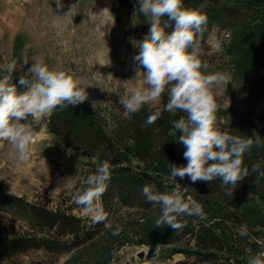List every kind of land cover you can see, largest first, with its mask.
Listing matches in <instances>:
<instances>
[{
	"label": "trees",
	"instance_id": "1",
	"mask_svg": "<svg viewBox=\"0 0 264 264\" xmlns=\"http://www.w3.org/2000/svg\"><path fill=\"white\" fill-rule=\"evenodd\" d=\"M118 1L133 12L144 38L150 28V17L138 11L139 0ZM185 6L201 7L208 15L201 40L211 28L223 29L226 34L222 52L233 80L242 89L245 109L221 126L243 135H251L255 130L264 136V0H185ZM171 30V27L166 29ZM159 98L156 106L146 103L135 113L114 112L108 121L95 115L84 102L58 107L45 116L47 130L55 140L80 151L85 159L80 173L72 167V161L60 169L62 176L79 175L75 193L100 161L110 160L112 175L101 197L106 220L94 223L92 218L79 217L67 209L28 201L5 191L0 184V260L30 249L43 248L56 255L72 251L108 229L112 216L123 208L143 213L136 224L148 234L144 243L161 244L162 238L178 241L181 246L173 248V252L183 254L170 262L155 256L131 264H152L153 259L159 264H247L237 240L240 236L247 238L241 232L252 229L264 247V177L255 173L245 176L233 195L225 194L219 178L193 182L185 175L170 179L169 164H187L183 156L185 146L176 139L181 132L171 124L186 113L163 111L167 94L162 93ZM157 108L161 109V115L152 124L146 123L148 115ZM244 162L249 167L260 162L264 168V147L254 146L245 154ZM146 183L163 191H171L179 184L189 187L187 194L203 204L205 217H186L187 224L179 230L157 226L160 205L145 199L141 187ZM76 206L79 207L74 199L67 208ZM2 213L23 221V231H17L5 221Z\"/></svg>",
	"mask_w": 264,
	"mask_h": 264
},
{
	"label": "rangeland",
	"instance_id": "2",
	"mask_svg": "<svg viewBox=\"0 0 264 264\" xmlns=\"http://www.w3.org/2000/svg\"><path fill=\"white\" fill-rule=\"evenodd\" d=\"M98 1L103 2L102 9L106 8L103 15L97 11ZM62 5L58 7L55 0H0V78L11 76L10 82L22 92L28 85L20 84L19 77L25 75L30 81L34 80V74L27 73V68L32 60L42 59L50 67L71 69L86 78L91 86L84 103L95 115L108 121L114 112L125 114L127 110L120 98H127L133 87L143 83L142 75H136L133 59L139 51L137 43L143 39L133 12L117 0H62ZM104 17L110 21L114 17L113 25L105 29V37L104 26L98 28V24H104ZM53 19L60 20L62 30L53 26ZM225 37L223 29L211 28L200 42L201 59L208 65L206 71H221L226 77L213 89L221 125L238 117L245 109L242 89L233 80L222 52ZM25 58L29 59L28 64H23ZM13 59L16 69L9 73L6 66ZM159 99L147 103L156 106ZM45 116L37 125L45 129L44 135L37 138L27 161H19L15 147L0 139V184L5 191L28 201L50 208L61 207L85 219L92 218L80 206L67 208L74 202L79 175L62 176L60 169L72 163L80 173L85 159L80 151L55 140L47 130ZM142 214L132 208H123L112 216L108 229L72 251L56 255L43 248L30 249L0 260V264H126L132 255L135 256L133 262L140 259L137 251L146 252L152 247L156 249V256L167 262L182 258V253L173 252V248L181 246L178 241L162 238L161 244L144 243L148 234L136 224ZM1 216L17 231L25 228L18 218L6 213ZM151 218L153 220L154 216ZM237 229L239 233L242 230L241 227ZM254 231L248 230L247 238L240 236L237 240L246 262L264 248Z\"/></svg>",
	"mask_w": 264,
	"mask_h": 264
},
{
	"label": "clouds",
	"instance_id": "3",
	"mask_svg": "<svg viewBox=\"0 0 264 264\" xmlns=\"http://www.w3.org/2000/svg\"><path fill=\"white\" fill-rule=\"evenodd\" d=\"M55 3L63 6L62 0H55ZM105 9L99 15H103ZM138 11L150 17V28L137 43L139 51L133 57L136 75H142L143 83L133 87L127 98H120V103L129 113H135L147 102L166 93L163 111L186 113L171 124L181 132L176 139L185 146L183 156L187 164H169V178L176 180L177 176L187 175L193 182L219 178L225 194L233 195L238 182L245 176L255 173L257 177H264L260 162L252 163L251 167L244 162L245 154L254 146L264 147V136L255 130L251 135L226 130L218 121V103L213 89L226 77L221 71H206L208 65L200 56L207 13L201 7L185 6V0H139ZM111 22L114 23V17ZM52 23L62 30L60 20L53 19ZM103 25L98 24V28ZM169 27L172 30L166 31ZM102 32L105 37V31ZM28 61L25 58L23 64ZM32 61L27 73L34 74L35 79L30 81L25 75L19 77L20 84L28 85L26 91L18 92L17 85L10 82L11 76L0 78V139L15 147L21 162L30 158L37 138L44 135L45 129L37 127L41 118L58 107L85 102L91 86L85 77L71 69L50 67L42 59ZM6 67L13 73L16 60ZM160 115L161 109L157 108L148 115L146 123L152 124ZM111 175L110 160L100 161L95 171L86 176L84 186L74 194L75 203L94 223L106 220L101 197ZM188 188L179 184L171 191H163L148 183L141 187L147 201L160 205V214L155 220L157 226L167 225L179 230L187 224L186 217H205L203 204L187 194ZM152 264H159V261L153 259ZM247 264H264V248L250 256Z\"/></svg>",
	"mask_w": 264,
	"mask_h": 264
},
{
	"label": "water",
	"instance_id": "4",
	"mask_svg": "<svg viewBox=\"0 0 264 264\" xmlns=\"http://www.w3.org/2000/svg\"><path fill=\"white\" fill-rule=\"evenodd\" d=\"M154 254H155V256L157 254L156 253V249L154 247L148 249L146 252L144 250H139V251L136 252L137 258H140V259H142L144 257H155V256H153ZM134 259H135V256L132 255L131 256V261L130 262H126V264H130L131 262H133Z\"/></svg>",
	"mask_w": 264,
	"mask_h": 264
},
{
	"label": "bare ground",
	"instance_id": "5",
	"mask_svg": "<svg viewBox=\"0 0 264 264\" xmlns=\"http://www.w3.org/2000/svg\"><path fill=\"white\" fill-rule=\"evenodd\" d=\"M97 9H99V10H97V11H101L102 10V6H103V2L102 1H98L97 2ZM100 13V12H99ZM103 17V16H102ZM103 22H104V31H105V29H110V27L113 25V22H111L108 18H103Z\"/></svg>",
	"mask_w": 264,
	"mask_h": 264
}]
</instances>
